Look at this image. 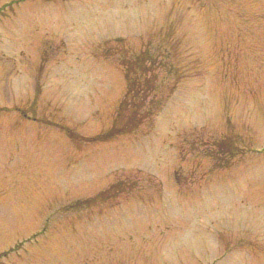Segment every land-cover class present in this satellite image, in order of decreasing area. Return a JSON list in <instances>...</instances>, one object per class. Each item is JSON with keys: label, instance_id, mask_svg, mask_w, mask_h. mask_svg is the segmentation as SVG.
<instances>
[{"label": "rangeland", "instance_id": "1", "mask_svg": "<svg viewBox=\"0 0 264 264\" xmlns=\"http://www.w3.org/2000/svg\"><path fill=\"white\" fill-rule=\"evenodd\" d=\"M0 264H264V0H0Z\"/></svg>", "mask_w": 264, "mask_h": 264}]
</instances>
